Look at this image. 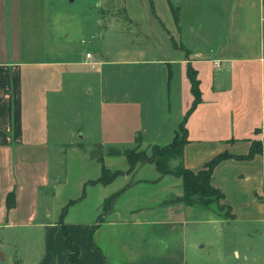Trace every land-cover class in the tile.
I'll list each match as a JSON object with an SVG mask.
<instances>
[{"label":"crops","instance_id":"0c3cea01","mask_svg":"<svg viewBox=\"0 0 264 264\" xmlns=\"http://www.w3.org/2000/svg\"><path fill=\"white\" fill-rule=\"evenodd\" d=\"M159 1L162 13L146 0L145 30L127 0H0V264H73L59 222L70 197L55 193L62 182L49 157L51 145L78 148L79 128L69 139L60 128L68 98L84 115L96 109L102 148L166 144L194 100L189 63L202 100L188 117L184 163L197 171L233 154L212 172L224 193L218 209L186 204L183 177L155 162L128 171L129 161L108 163L124 153L107 152L106 166L123 172L107 185L121 178L106 192H117L112 208L99 212L101 195L77 214L69 206L63 221L85 264H234L248 248L264 254V152L238 156L264 138V0H215L198 25L181 10L176 23L173 0ZM85 157L84 182L100 174Z\"/></svg>","mask_w":264,"mask_h":264},{"label":"rangeland","instance_id":"374dc122","mask_svg":"<svg viewBox=\"0 0 264 264\" xmlns=\"http://www.w3.org/2000/svg\"><path fill=\"white\" fill-rule=\"evenodd\" d=\"M83 1L84 2L90 1L92 2V4L94 3V0H83ZM100 1L103 2L102 4H104L103 5L104 7L107 6L108 8H111L112 4L115 2V0H100ZM155 1L157 4L156 5L157 9H159L160 12L162 13V6L159 4L160 1L159 0H155ZM214 2L215 0H173L172 6L174 7L176 11L181 10V13H182L181 15L183 17V20L193 19V21L198 25L208 20L210 16V12H212L211 9L214 5ZM77 3H81V0H75L73 5ZM148 3L149 2H146V0H127V6H128L130 13H132L136 19L142 20L141 22L145 30L147 29L149 30L151 28V22H152V20L148 18V12H150L151 14V8L150 10H148V12H147V9L145 10V8L149 9L150 7ZM199 41L200 40H197L193 43H196V45L201 46L202 43ZM83 109H84V106L81 100H78L75 97L68 98V101L65 104V111H64L65 122H67L68 124L60 125V128L64 126L62 133L64 134L63 136L68 139L71 138V136L73 135V132H74L73 130L75 128H79V132L77 133V136L75 137L76 140H79L78 143H80V145L77 143L78 148L71 149L70 145L69 146L66 145L65 148L63 147V149L61 150V149H58V146L54 145L53 147L51 145V149H50L51 152L49 154L50 163H51V167H50L51 172L54 171V173H56V177L59 176L60 182H62V188H60V190L58 191H55V193L60 194V197L65 196L67 194L69 195L70 197L69 201L71 200V202L68 201L65 205H66V208L70 206L69 211H74L75 214H77L82 209H84L85 204L93 203L95 198L101 195L103 197L101 198L99 202L101 206L100 207L101 209H99V212H103L106 209L105 208L106 200L109 197L111 198V195L113 194V193H110L107 195L106 192L109 189L114 188L115 186L121 183V178H118L110 186H107V185L109 184L111 180L108 182L97 181V182H94L96 183L95 185L93 182H89L88 181L89 179H87L85 182L80 181L81 179L79 178V176H81L82 172H84L83 171L84 169L88 168V163L90 161L85 156L93 150L98 151L96 147L97 143H95V140H96L95 138L98 136V129L96 128V122H95V119L97 117L96 109L95 108L93 109L94 113H92L91 110L88 111L86 109L85 115L83 113ZM83 134H85V136L82 138L81 135ZM135 140L137 141V137ZM254 140H264V138L263 139L256 138ZM81 145L83 147H81ZM133 148L142 149V145L136 144L135 146H133ZM109 149L111 148L109 147L102 148V151H103L102 160L105 166H106V163H105L104 155L107 152L112 153L109 151ZM58 151H60V153ZM122 161H125V162L128 161L127 157L124 154L123 155L115 154L114 156H112V158L108 160V163H111L113 165H121ZM93 164L95 165L97 169L98 164L100 166V161L98 160L96 162L94 161ZM120 173H123V172H120ZM137 176L138 174L135 175V177ZM94 178L96 177H93V179ZM116 197H117V193L116 195L114 194L112 196V203L110 206L111 208L113 206V203ZM80 199L82 201L80 203H77L78 200ZM184 202L188 204L189 206L197 207L196 209H198V212H200L205 207H211V205L214 208L218 209L216 201L210 204H206L204 202V199L200 201V199L196 195L192 196L191 199H188L186 201L184 200ZM101 233H102L101 236L105 238L106 240L108 239L110 241V244H114L116 242L114 240L116 239L117 236L114 237V239L112 240V237L111 238L104 237L106 236L104 235V231H101ZM260 238L264 239V235H261ZM30 244L31 243L29 242L27 245L29 246ZM229 248L232 250V253L234 254V250H233L234 247H229ZM246 253H247L246 256L244 257L241 256V258L236 260L234 264H259V261H260L259 259H262L261 260L262 264H264V254H261L262 257H260L261 255L259 256L258 252H256L254 249H249V248ZM263 253H264V250H263Z\"/></svg>","mask_w":264,"mask_h":264},{"label":"trees","instance_id":"16d2710c","mask_svg":"<svg viewBox=\"0 0 264 264\" xmlns=\"http://www.w3.org/2000/svg\"><path fill=\"white\" fill-rule=\"evenodd\" d=\"M174 11L175 21L179 22L180 14L179 11ZM188 76L192 83V92L194 94V100L191 107L188 109L187 113L183 117V119L178 124L176 129V133L171 142L166 144H158L154 143L149 145L146 148L135 149V148H125L123 150L111 148L109 149L112 153L122 152L125 154L129 161L128 171H132L137 163L152 161L156 163V166L160 170L161 173H174L176 175L183 177V186H184V194L183 199L186 201L191 199L192 196L196 195L200 201L204 199L206 204H210L214 201L219 202L220 198L224 196V193L220 190V188L214 186L211 182V176L214 167L224 158L230 157L233 154L230 152H222L215 155L211 160L206 162L204 167L195 171L191 168H188L184 163V146L186 142L189 140L188 136V127L187 121L190 113L197 107L199 102L202 100V90L200 86V78L198 77L197 70L191 65L188 64ZM137 142H141V138L137 137ZM80 145V143H79ZM81 147H83L81 145ZM97 150L91 151L89 154L91 157L100 161V174L98 177L94 179H89V182H108L112 180L117 174L122 172L120 169L111 170L103 163V152L102 146L100 143H97ZM264 152V140H253L250 151L246 154L238 155L239 157L250 158L254 156L257 152ZM117 192L111 195L106 200L105 204V212L110 208L112 203V196ZM193 201V200H192ZM13 202V193L10 192L7 196V203L10 205ZM71 202V200L69 201ZM228 206V210L226 211L227 215H231V206L229 205H221L220 208H225ZM66 205L63 206L60 216L59 222L61 224L62 232L66 240V245L69 250L68 259L73 264H85L83 259L79 256V247L77 243L74 242L72 236L70 235L66 223L63 221V216L66 212ZM102 213L98 216V222L101 221ZM98 224V223H96ZM96 224H93L90 230L89 239L90 242L93 243L92 239V230L95 228Z\"/></svg>","mask_w":264,"mask_h":264},{"label":"built area","instance_id":"2783aa9c","mask_svg":"<svg viewBox=\"0 0 264 264\" xmlns=\"http://www.w3.org/2000/svg\"><path fill=\"white\" fill-rule=\"evenodd\" d=\"M86 59H87V63L91 66H94L97 62H95L93 59H92V56L90 53H86Z\"/></svg>","mask_w":264,"mask_h":264}]
</instances>
